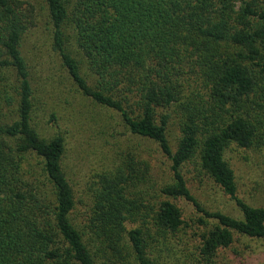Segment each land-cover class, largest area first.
I'll list each match as a JSON object with an SVG mask.
<instances>
[{"label": "trees", "instance_id": "trees-1", "mask_svg": "<svg viewBox=\"0 0 264 264\" xmlns=\"http://www.w3.org/2000/svg\"><path fill=\"white\" fill-rule=\"evenodd\" d=\"M34 1L0 0V264H162L142 227L150 222L165 250L187 219L203 229L193 237L204 264L235 236L263 241L264 204L240 197L225 153L264 151V0H40L72 83L164 157L170 174L157 184L151 160L128 153L85 188L63 135L43 137L35 125L22 50ZM194 157L238 216L208 209L191 190L182 170Z\"/></svg>", "mask_w": 264, "mask_h": 264}, {"label": "rangeland", "instance_id": "rangeland-1", "mask_svg": "<svg viewBox=\"0 0 264 264\" xmlns=\"http://www.w3.org/2000/svg\"><path fill=\"white\" fill-rule=\"evenodd\" d=\"M33 4L37 13L36 25L28 32L22 50L32 68L37 96L35 125L43 137L54 132L63 135L67 147V162L77 175L79 188H85L90 177L101 173L104 168L112 166L117 158L128 153L140 154L148 161L151 160L150 174L154 182L160 184L168 180L170 174L166 159L154 151L152 155L150 145L129 134L115 113L83 96L72 83L62 67L61 59L51 48V26L43 5L40 0H35ZM179 135L176 115L172 114L167 132L172 148ZM155 148L153 145L152 149ZM225 157L235 171L240 197L254 206L264 204V151L252 149L242 152L231 146L226 150ZM182 171L191 190L205 207L238 216L236 207L203 180L197 157L191 159ZM181 207L186 217L194 216L190 205L181 203ZM187 222L182 234L167 236L168 250L160 242L154 241L156 238L162 240L163 237L156 233L151 222L142 225L148 230L146 235H150L151 239L148 241L154 242L152 244L163 256L162 264H204L196 249L198 240L193 237V233L198 235L203 229L189 219ZM138 225L140 224H127L129 228ZM180 237L184 238L183 242ZM263 258L264 240L235 236L232 245L222 250L211 264H262Z\"/></svg>", "mask_w": 264, "mask_h": 264}]
</instances>
